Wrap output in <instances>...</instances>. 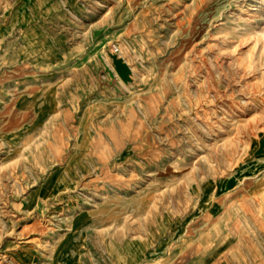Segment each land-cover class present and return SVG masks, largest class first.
Returning a JSON list of instances; mask_svg holds the SVG:
<instances>
[{
    "label": "rangeland",
    "instance_id": "obj_1",
    "mask_svg": "<svg viewBox=\"0 0 264 264\" xmlns=\"http://www.w3.org/2000/svg\"><path fill=\"white\" fill-rule=\"evenodd\" d=\"M0 264H264V0H0Z\"/></svg>",
    "mask_w": 264,
    "mask_h": 264
},
{
    "label": "water",
    "instance_id": "obj_2",
    "mask_svg": "<svg viewBox=\"0 0 264 264\" xmlns=\"http://www.w3.org/2000/svg\"><path fill=\"white\" fill-rule=\"evenodd\" d=\"M115 65H116V69H117L118 73L120 74V76L124 80H127L129 78V71H128L127 65L122 63L121 59H119V58H115Z\"/></svg>",
    "mask_w": 264,
    "mask_h": 264
},
{
    "label": "bare ground",
    "instance_id": "obj_3",
    "mask_svg": "<svg viewBox=\"0 0 264 264\" xmlns=\"http://www.w3.org/2000/svg\"><path fill=\"white\" fill-rule=\"evenodd\" d=\"M118 58L121 59V62L124 63V64H126L127 67H128L129 78H128L127 80H124L125 83H128V82H130V80H131V76L133 75L134 69H133V67L131 66V64H129V63L127 62V60H125V58H123V57H118ZM112 59H113V58H112ZM113 64H114V67H115V59H113Z\"/></svg>",
    "mask_w": 264,
    "mask_h": 264
},
{
    "label": "crops",
    "instance_id": "obj_4",
    "mask_svg": "<svg viewBox=\"0 0 264 264\" xmlns=\"http://www.w3.org/2000/svg\"><path fill=\"white\" fill-rule=\"evenodd\" d=\"M113 138H115V135H113Z\"/></svg>",
    "mask_w": 264,
    "mask_h": 264
},
{
    "label": "built area",
    "instance_id": "obj_5",
    "mask_svg": "<svg viewBox=\"0 0 264 264\" xmlns=\"http://www.w3.org/2000/svg\"><path fill=\"white\" fill-rule=\"evenodd\" d=\"M115 49L117 50V47H115Z\"/></svg>",
    "mask_w": 264,
    "mask_h": 264
}]
</instances>
